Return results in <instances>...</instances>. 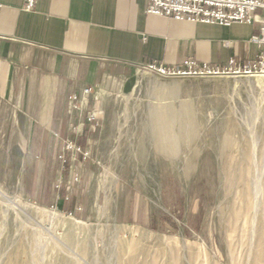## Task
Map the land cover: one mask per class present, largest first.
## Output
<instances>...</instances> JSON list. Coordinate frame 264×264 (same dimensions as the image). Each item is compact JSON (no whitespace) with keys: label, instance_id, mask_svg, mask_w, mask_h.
Masks as SVG:
<instances>
[{"label":"rangeland","instance_id":"obj_1","mask_svg":"<svg viewBox=\"0 0 264 264\" xmlns=\"http://www.w3.org/2000/svg\"><path fill=\"white\" fill-rule=\"evenodd\" d=\"M93 89L58 154L0 88V264H264V75ZM68 141L91 157L64 164Z\"/></svg>","mask_w":264,"mask_h":264},{"label":"crops","instance_id":"obj_2","mask_svg":"<svg viewBox=\"0 0 264 264\" xmlns=\"http://www.w3.org/2000/svg\"><path fill=\"white\" fill-rule=\"evenodd\" d=\"M258 31V24L149 15L144 0H37L31 10L26 0H0V88L8 103L26 105L49 146L56 137L59 154L71 95L150 64L175 68L189 58L215 68L231 59L249 64L258 53L251 41Z\"/></svg>","mask_w":264,"mask_h":264},{"label":"built area","instance_id":"obj_3","mask_svg":"<svg viewBox=\"0 0 264 264\" xmlns=\"http://www.w3.org/2000/svg\"><path fill=\"white\" fill-rule=\"evenodd\" d=\"M146 12L149 15L166 17L177 21L193 23H205L220 26H231L235 23L249 25L258 24L259 31L251 41L257 46L256 59L249 64H240L235 59L229 61L226 68H215L208 64H200L195 59H186L181 66L168 68L154 64L142 66L143 69L157 73L163 77H206L214 75L244 74L264 75V0H144ZM37 0H26V10H31ZM94 93L93 88H86L81 96L71 95L68 99L70 110L81 111ZM100 113L97 110L90 111L86 115V121L92 129L99 126ZM91 157L89 149H84L75 142L68 141L65 144L60 160L66 164L68 161ZM78 180V177H75Z\"/></svg>","mask_w":264,"mask_h":264},{"label":"bare ground","instance_id":"obj_4","mask_svg":"<svg viewBox=\"0 0 264 264\" xmlns=\"http://www.w3.org/2000/svg\"><path fill=\"white\" fill-rule=\"evenodd\" d=\"M160 129H161L162 133L167 134L169 132V130H171L170 123L162 124Z\"/></svg>","mask_w":264,"mask_h":264}]
</instances>
